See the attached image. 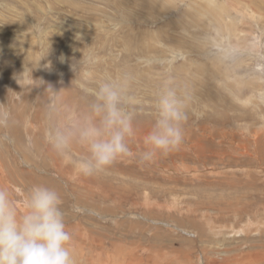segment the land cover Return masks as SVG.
I'll list each match as a JSON object with an SVG mask.
<instances>
[{
    "label": "rangeland",
    "instance_id": "obj_1",
    "mask_svg": "<svg viewBox=\"0 0 264 264\" xmlns=\"http://www.w3.org/2000/svg\"><path fill=\"white\" fill-rule=\"evenodd\" d=\"M125 73L132 151L168 78L190 97L183 142L84 176L49 130ZM34 184L59 191L76 264H264V0H0V186L23 210Z\"/></svg>",
    "mask_w": 264,
    "mask_h": 264
},
{
    "label": "clouds",
    "instance_id": "obj_2",
    "mask_svg": "<svg viewBox=\"0 0 264 264\" xmlns=\"http://www.w3.org/2000/svg\"><path fill=\"white\" fill-rule=\"evenodd\" d=\"M133 83L134 77L127 73L105 77L91 92L93 99L86 110L50 128L48 139L57 154L63 156L74 147L82 150L74 161L82 175H95L119 159L134 156L150 163L183 142L190 97L168 78L155 97V119L143 138L145 149L138 154L132 151L134 121L143 112L131 93ZM47 90L51 92L49 109L55 111L52 105L61 91L51 86ZM62 204L57 189L34 184L25 192L21 210L12 192L0 186V264H76Z\"/></svg>",
    "mask_w": 264,
    "mask_h": 264
},
{
    "label": "bare ground",
    "instance_id": "obj_3",
    "mask_svg": "<svg viewBox=\"0 0 264 264\" xmlns=\"http://www.w3.org/2000/svg\"><path fill=\"white\" fill-rule=\"evenodd\" d=\"M247 225V224H246ZM248 226V225H247ZM220 228V227H219ZM222 228V227H221ZM243 228V227H242ZM245 228H246V226H245ZM244 230V229H243ZM220 246V245H219ZM238 258V257H237Z\"/></svg>",
    "mask_w": 264,
    "mask_h": 264
}]
</instances>
